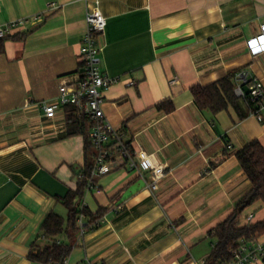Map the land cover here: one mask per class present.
Instances as JSON below:
<instances>
[{
	"label": "crops",
	"instance_id": "obj_1",
	"mask_svg": "<svg viewBox=\"0 0 264 264\" xmlns=\"http://www.w3.org/2000/svg\"><path fill=\"white\" fill-rule=\"evenodd\" d=\"M96 1L107 18L101 66L119 77L104 91V111L166 170L152 192L115 157L83 199L105 212L103 222L79 234L66 264H204L212 230L251 189L236 153L255 139L264 145V108L262 121L250 113L234 122L233 108L199 109L191 89L241 68L264 84V49L250 46L262 35L264 0H0V24L45 14L0 54V264H43L29 258L31 246L51 212L68 215L60 199L94 161L86 136L68 135L66 107L48 118L43 104L76 79L86 11ZM167 99L172 112L156 107ZM140 167L150 181L149 165ZM250 214L264 220V204L249 207L241 223Z\"/></svg>",
	"mask_w": 264,
	"mask_h": 264
},
{
	"label": "built area",
	"instance_id": "obj_2",
	"mask_svg": "<svg viewBox=\"0 0 264 264\" xmlns=\"http://www.w3.org/2000/svg\"><path fill=\"white\" fill-rule=\"evenodd\" d=\"M49 7L56 9L58 6L56 3H51ZM44 19V13H37L31 17H22L0 24V38L15 35L20 29L27 30L30 25L39 24ZM86 22L87 30L80 49V71L76 74L74 81L61 84L56 102L43 104L44 114L48 118H53L58 107L74 105L77 107L79 116L87 118L91 122L89 139L93 146L94 161L91 163L87 190L98 187L96 180L114 169V159L119 156L129 171L140 175L145 180L148 189L154 192L159 188V181L164 177L166 168L163 165L155 164L144 149H135L131 142L128 144L126 131L116 129L104 111V91L118 82L119 77L110 75L101 66L102 46L100 38L106 32L107 18L100 9L99 1L88 6ZM260 28L262 35L254 39L250 45L255 54L264 49V23L261 24ZM234 81L236 95L243 99L248 97L255 105V109L251 113L255 114L259 121H262L263 82L247 68L236 71ZM177 82L178 77L175 75L172 77L171 83ZM140 163L149 165L150 181L145 178ZM81 207H86V205L83 203ZM253 218V214L247 217L248 220H253ZM85 226L86 214L82 212L80 215V235H84L86 232ZM66 261L67 259L64 262H51L50 264H66ZM250 263H264V236L241 241L240 245L233 251L232 259L219 264Z\"/></svg>",
	"mask_w": 264,
	"mask_h": 264
},
{
	"label": "trees",
	"instance_id": "obj_3",
	"mask_svg": "<svg viewBox=\"0 0 264 264\" xmlns=\"http://www.w3.org/2000/svg\"><path fill=\"white\" fill-rule=\"evenodd\" d=\"M21 39L19 35L0 38V54L5 52V43L8 39ZM235 73H230L207 85H194L191 89L194 101L199 109L217 114L233 108L237 113L234 122L242 120L255 109L254 103L247 97L243 99L235 93ZM68 135L84 134L86 136V156H90L93 149L89 139L91 122L79 116L77 107L66 105ZM161 111L172 112L175 109L171 99H167L156 106ZM130 144V142H128ZM236 157L245 174L251 182V189L236 203L234 211L213 230L215 246L211 255L204 264H219L230 261L233 251L241 241H248L264 236V220H248L241 223V216L256 203L264 204V145L255 139L243 149L237 151ZM91 164L87 162L85 170L80 175L82 179L76 190H70L60 199L67 208L68 215L63 217L57 212H51L42 224V233L31 246L29 258L33 262L50 264L64 262L71 254L74 240L79 236L80 215L86 214V232L94 230L103 222L105 212L101 209L95 213L87 207H81L88 187V178ZM44 241L40 243L39 240Z\"/></svg>",
	"mask_w": 264,
	"mask_h": 264
},
{
	"label": "rangeland",
	"instance_id": "obj_4",
	"mask_svg": "<svg viewBox=\"0 0 264 264\" xmlns=\"http://www.w3.org/2000/svg\"><path fill=\"white\" fill-rule=\"evenodd\" d=\"M67 215H65L64 217H66ZM257 218V217H256ZM258 219H254L253 221H257Z\"/></svg>",
	"mask_w": 264,
	"mask_h": 264
}]
</instances>
